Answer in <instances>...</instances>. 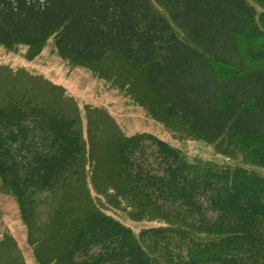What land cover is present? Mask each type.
Wrapping results in <instances>:
<instances>
[{"label": "trees", "instance_id": "1", "mask_svg": "<svg viewBox=\"0 0 264 264\" xmlns=\"http://www.w3.org/2000/svg\"><path fill=\"white\" fill-rule=\"evenodd\" d=\"M48 45L103 79L108 68L167 128L244 163L190 161L153 134L118 139L113 207L163 224L135 232L95 206L63 264H264V0H0V48ZM6 99L0 183L32 229L43 195L54 216L90 156L79 119Z\"/></svg>", "mask_w": 264, "mask_h": 264}, {"label": "rangeland", "instance_id": "2", "mask_svg": "<svg viewBox=\"0 0 264 264\" xmlns=\"http://www.w3.org/2000/svg\"><path fill=\"white\" fill-rule=\"evenodd\" d=\"M156 5L160 10L161 6ZM216 10L215 14H219ZM217 22L219 17L217 21L212 19L211 27ZM104 70L105 79L100 73L73 67L58 56L52 45L35 57H30L25 47L11 52L0 48V101L14 94L51 113L79 119L86 154L90 156L83 180H76L66 196L56 200L54 216L50 209L52 194L43 195L47 206L38 209V222L32 229L23 222L15 198L0 183V264H63L76 227L95 206L97 211L129 225L135 232L163 224L157 220L134 221L124 213V205L119 207L115 202L113 207L111 189L117 171L118 139L153 134L181 150L190 161L201 159L219 166H244L240 157L227 158L215 147L186 138L176 128H167L147 106L138 102L128 81L116 84L107 79L108 68ZM120 72L122 79H127ZM141 81L135 80L134 90L144 98V94L149 96V91Z\"/></svg>", "mask_w": 264, "mask_h": 264}]
</instances>
